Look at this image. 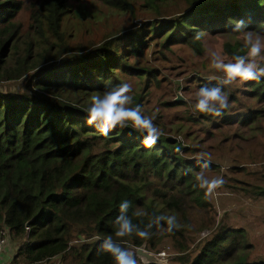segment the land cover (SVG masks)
Listing matches in <instances>:
<instances>
[{
    "label": "trees",
    "instance_id": "obj_1",
    "mask_svg": "<svg viewBox=\"0 0 264 264\" xmlns=\"http://www.w3.org/2000/svg\"><path fill=\"white\" fill-rule=\"evenodd\" d=\"M100 1L118 11L131 7L128 0ZM157 1L144 0L150 9L159 7ZM187 3L185 13L148 24L163 46H199L205 29L216 25L223 26L221 32H233L238 21L245 31L264 33V0ZM20 12L27 13L25 21L16 17ZM84 13L80 0H0V81L22 79L20 91H0V231L7 229L3 250L10 240L17 243L8 264H38L55 257L67 264H115L110 253L100 251L108 236L123 248L144 245L150 251L168 237L178 253L172 264H264V257L250 258L247 231L225 224L192 253L187 251L189 221L182 204L198 209L209 204L194 179L197 164L176 151L183 150L176 140L161 136L148 148L131 127L105 137L87 123L84 109L93 94H103L120 84L119 76L136 71L145 75L144 89L157 70L128 61L132 51L144 46L138 28L119 38L129 40L132 49L116 38L71 50L62 27L70 14ZM224 52L232 58L246 49L241 41L225 42ZM245 85L264 103V78ZM81 91L88 95L85 101ZM133 98L141 105V94ZM254 113L243 115L242 121ZM174 183L181 187L176 193L171 192ZM254 192L264 197L263 187ZM122 201L130 202L127 215L142 229L160 214L176 215L184 227L168 233L162 221L165 230L153 226L147 239L118 238L114 221ZM138 210L147 215L135 216Z\"/></svg>",
    "mask_w": 264,
    "mask_h": 264
},
{
    "label": "rangeland",
    "instance_id": "obj_2",
    "mask_svg": "<svg viewBox=\"0 0 264 264\" xmlns=\"http://www.w3.org/2000/svg\"><path fill=\"white\" fill-rule=\"evenodd\" d=\"M23 1L25 4L29 2ZM80 1L85 6V13L79 16L70 14L62 27L71 50L98 46L116 38V41H122L124 48L132 49L129 40L119 38L124 34L130 36L138 28L144 46L138 52L132 51L128 61L136 68H154L157 74L144 89L145 75L137 74V71L119 76L120 83L132 84L133 97L141 94L144 114L155 117L154 122L164 132L163 136L176 140L183 148L180 154L197 164V169L192 168L193 174L201 170L195 157L206 151L212 159L210 168L205 170L206 175L209 178L222 176L226 181L207 197V209H198L188 202L187 207L182 204L189 221L187 251L192 253L201 240L225 224L247 231L251 243L250 258L264 257V197L254 192L258 187L264 188V103L252 88L236 84L223 89L229 96L231 107L222 117L192 111L193 94L209 83L217 86V79L210 77H223V73L211 68L210 53L216 51L225 62L232 61L224 52V43L243 42L244 34L221 32L219 29L223 26L215 25L212 30L202 31L199 46L185 42L163 46L160 35H153L148 24L157 25L158 19H171L185 13L190 8L188 0H160L156 2L159 6L156 9L148 8L144 0H128L131 7L123 11L107 7L100 0ZM16 17L25 21L27 13L20 12ZM245 32L264 38V33ZM21 89V78L0 81V91ZM180 93L189 99L185 100ZM78 95L84 96L83 101L85 96L88 97L84 91ZM251 111L258 113L242 121L243 115H249ZM178 137H182V141ZM173 186V193L181 188L175 183ZM16 247L17 243L10 240L1 253L0 264L9 263ZM157 248L153 251L146 249L155 255L153 261L136 255L134 247L129 250L134 252L137 264H172L178 253L169 238L162 239ZM61 259L55 257L38 264H67Z\"/></svg>",
    "mask_w": 264,
    "mask_h": 264
},
{
    "label": "clouds",
    "instance_id": "obj_3",
    "mask_svg": "<svg viewBox=\"0 0 264 264\" xmlns=\"http://www.w3.org/2000/svg\"><path fill=\"white\" fill-rule=\"evenodd\" d=\"M245 27L243 21H238L232 29L233 32L244 34L245 54H235L232 57L234 62H225L220 53L216 51L210 53L211 68L216 72L223 73V77H210V79H217V86L208 87L205 85L193 94L192 111L194 113L222 117L231 107L229 96L223 90L224 87L236 84L244 85L249 81L260 82L264 78V38L259 35L253 37L251 32H245ZM197 38L199 39V34ZM80 55H83V53H80ZM132 92V84L124 82L115 85L103 94L91 96L90 106L84 109L87 115V123L94 125L105 137L117 128L131 127L143 137L144 146L151 148L164 135V132L154 122L155 117L144 114L141 105L134 104ZM179 96H184V94L180 93ZM184 99L188 100L189 97L184 96ZM177 139L182 141V137ZM176 151L179 152L180 148L178 147ZM195 158L197 163L200 164L201 170L194 174V179L197 186L204 190L205 197H210L226 181L222 176L209 178L206 175L205 170L210 168L212 162L211 155L208 152H201ZM129 207V201H122L119 205L120 215L114 221V224L118 226L115 233L118 238L135 235L141 239H147L152 234L150 230L153 226L158 231L165 230L162 221L166 222L168 233L184 227L178 221L176 215L160 214L153 216L145 228L142 229L139 225L133 224L132 219L127 215ZM134 215L140 217L147 215V213L138 210ZM100 251L110 253L115 260V264H137L134 252L121 247L113 240L112 236H108L103 240Z\"/></svg>",
    "mask_w": 264,
    "mask_h": 264
},
{
    "label": "water",
    "instance_id": "obj_4",
    "mask_svg": "<svg viewBox=\"0 0 264 264\" xmlns=\"http://www.w3.org/2000/svg\"><path fill=\"white\" fill-rule=\"evenodd\" d=\"M136 255L141 256L147 261H153L154 259L156 260L155 255L147 251L144 245H141L136 248Z\"/></svg>",
    "mask_w": 264,
    "mask_h": 264
},
{
    "label": "built area",
    "instance_id": "obj_5",
    "mask_svg": "<svg viewBox=\"0 0 264 264\" xmlns=\"http://www.w3.org/2000/svg\"><path fill=\"white\" fill-rule=\"evenodd\" d=\"M6 230L7 229L4 228L0 231V256L4 248V242L6 240V235H7Z\"/></svg>",
    "mask_w": 264,
    "mask_h": 264
}]
</instances>
